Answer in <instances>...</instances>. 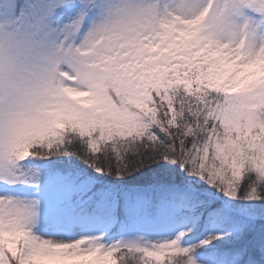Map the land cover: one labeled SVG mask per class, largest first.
Returning a JSON list of instances; mask_svg holds the SVG:
<instances>
[{"label": "snow or ice", "instance_id": "snow-or-ice-1", "mask_svg": "<svg viewBox=\"0 0 264 264\" xmlns=\"http://www.w3.org/2000/svg\"><path fill=\"white\" fill-rule=\"evenodd\" d=\"M0 264H264V0H0Z\"/></svg>", "mask_w": 264, "mask_h": 264}]
</instances>
